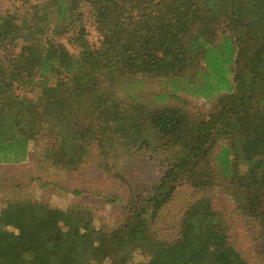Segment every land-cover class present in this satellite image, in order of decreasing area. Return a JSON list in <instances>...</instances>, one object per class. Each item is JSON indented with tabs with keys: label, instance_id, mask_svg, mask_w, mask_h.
Returning <instances> with one entry per match:
<instances>
[{
	"label": "trees",
	"instance_id": "obj_1",
	"mask_svg": "<svg viewBox=\"0 0 264 264\" xmlns=\"http://www.w3.org/2000/svg\"><path fill=\"white\" fill-rule=\"evenodd\" d=\"M0 48L20 49L0 61V165L26 161L32 143L62 170L117 176L146 149L166 165L109 232L83 207L9 202L0 264H251L209 193L264 240V0H15ZM183 187L176 223H162Z\"/></svg>",
	"mask_w": 264,
	"mask_h": 264
},
{
	"label": "rangeland",
	"instance_id": "obj_2",
	"mask_svg": "<svg viewBox=\"0 0 264 264\" xmlns=\"http://www.w3.org/2000/svg\"><path fill=\"white\" fill-rule=\"evenodd\" d=\"M14 4L15 0H0V12L11 9ZM88 30L90 41L97 42L98 35L92 24L88 26ZM60 44L67 47L71 53L77 54L66 39H61ZM19 50L14 48L8 51L0 48V61L8 62V57L15 56ZM182 94L186 97L185 93ZM191 100L204 113H209L214 107L211 108L208 102L205 106L196 98ZM42 149L41 144L32 143L26 161L16 165H0V210L9 202L21 199L38 201L66 211L79 206L91 212L97 230L109 232L122 220L126 214L124 209L132 199L140 195L147 196L166 170L162 155L153 150H134L131 157H122L119 161L121 164L116 169L119 174L114 176V172L107 174L97 169L93 162H86L78 169L72 170L44 165L40 160ZM178 192L180 196L169 206L168 214L164 216L162 223L172 226L176 223L178 209L188 199L189 194L185 187L179 188ZM209 197L213 200L215 208L225 215L231 227L233 242H236L251 264L264 258V240L256 241L259 231L251 221L238 215L233 200L221 189L210 192ZM164 232L168 239L173 238L172 233ZM133 260L140 262L144 261V258L137 253ZM263 261L264 259L261 260Z\"/></svg>",
	"mask_w": 264,
	"mask_h": 264
},
{
	"label": "crops",
	"instance_id": "obj_3",
	"mask_svg": "<svg viewBox=\"0 0 264 264\" xmlns=\"http://www.w3.org/2000/svg\"><path fill=\"white\" fill-rule=\"evenodd\" d=\"M203 101V104H206L207 102L205 100H202Z\"/></svg>",
	"mask_w": 264,
	"mask_h": 264
}]
</instances>
